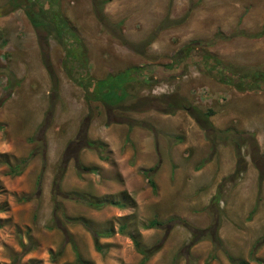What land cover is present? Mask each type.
I'll return each instance as SVG.
<instances>
[{"label": "rangeland", "instance_id": "rangeland-1", "mask_svg": "<svg viewBox=\"0 0 264 264\" xmlns=\"http://www.w3.org/2000/svg\"><path fill=\"white\" fill-rule=\"evenodd\" d=\"M28 1L84 46L72 75L62 44H78L34 27ZM28 1L0 0V264H73L72 244L86 264H264V83L238 90L206 58L264 70V36H231L262 29L264 0H108L102 23L91 0ZM126 68L123 102L86 99ZM92 229L113 230L103 252ZM130 232L159 245L148 261Z\"/></svg>", "mask_w": 264, "mask_h": 264}, {"label": "trees", "instance_id": "trees-1", "mask_svg": "<svg viewBox=\"0 0 264 264\" xmlns=\"http://www.w3.org/2000/svg\"><path fill=\"white\" fill-rule=\"evenodd\" d=\"M24 1H26V0H11V3L13 5L17 6V5H22L21 3ZM91 1L93 4V7H94L95 16H96L97 20L102 23L105 19V16L102 12L103 6L108 2V0H91ZM27 4L29 6L28 5H27V7L25 6L26 8L24 9V11H25L29 21L32 23V25L34 27L40 28L46 24H50V22H51L53 29L55 30L57 35L60 36V38L63 39L64 33H67L69 35L70 39L71 38L74 39V41L78 44V50L79 51H77V55L74 56L70 51L69 45H67L63 41L62 45H64V49L66 50L65 57L62 61V66H63L64 70L69 75H72L73 70H75V68L77 66L82 65L83 62L85 65V62H87V59L85 56L86 51L84 49V46L80 43L78 37H76L75 34L71 31V28L66 23V21L59 15V13H55L56 15H53L51 18L50 17L48 18L45 15L44 11L41 9V7H40L41 5H39L40 9L36 11L33 9L34 2H29ZM218 34L220 37H224V35H222L220 32ZM236 35L248 36V37H252V38L264 36V24L262 26V29L256 33H246L244 31H241L238 29V30H235L231 36H236ZM79 55H81V57H79ZM206 58H207V60L210 61L212 69L214 68V70L216 71V74L219 76V79L224 83L225 82L232 83L233 86L238 90H250V89L254 88V86L260 84V82L264 83V70H260V69L247 70V69H244L243 67L236 68V67H233L231 64L224 63L221 59H219L215 56H212L210 54L209 55L207 54ZM80 61H83V62H80ZM45 65H46L49 73L51 74V70H50V67H49V64L47 61H45ZM121 72H119L117 74H113L114 76L108 75L103 80L96 81L94 83L93 88L91 89L92 94L86 95V99H88L89 98L88 96H90V97H93L94 100L104 102V103H109L110 105H113L114 103L123 102L127 97V93L125 91L124 86L131 79L132 69L126 68V69H124V71L122 73ZM88 144L91 146L92 142H88ZM93 144H95V143H93ZM34 154H35V151L31 152L28 155V157L22 159L20 164H16L13 166L9 165L8 166L9 172L11 174H14V175L21 174L25 168V165L27 164L28 158L33 156ZM77 166H78V169L83 170V171L93 170V168H86V167H83L82 165H79V164ZM150 170L151 169L142 170V173H143L144 177L146 178L150 187L154 190L155 184H154V181L152 179ZM79 173L80 172H78V174ZM39 183H40V175L36 179V185L39 186ZM75 198L78 201H81V202H83V203L87 204L88 206L95 208V209H99L101 207H104L107 204L112 205V206H117L120 208H123L125 206L124 203H121L118 200H109L107 198H97V197L92 196V195L87 194V193L76 194ZM66 219L68 222L79 223V224H82V225L87 227L86 220L82 217H73L71 219L68 217ZM160 225H161V223L158 220L154 219V220L147 222L146 224H143L142 226L144 229H148V228H154V227H157ZM124 229H125V226L121 227L119 229V231L123 232ZM112 233H113L112 229H108V230H105L103 232L94 231L92 229V236H93V240H94L95 250H97L99 252H103V248L98 243V238L101 236H109ZM129 237L131 238V240L133 242L135 250L141 254V256H142L141 262L142 263L148 261L150 259V257L159 248V245H157V244L152 245V246L147 247V248L141 246L137 236L133 232L129 233ZM71 247H72V251L74 254L73 264H86V261H84L82 259V257L80 255V253L78 252L75 244H72ZM229 260L231 261L232 264H238V263L234 262L230 257H229Z\"/></svg>", "mask_w": 264, "mask_h": 264}]
</instances>
